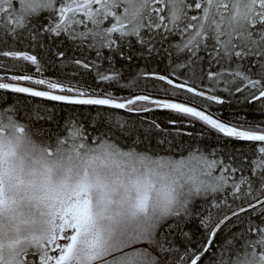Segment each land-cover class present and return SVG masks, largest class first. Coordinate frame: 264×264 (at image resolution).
Instances as JSON below:
<instances>
[{"label": "snow or ice", "instance_id": "obj_1", "mask_svg": "<svg viewBox=\"0 0 264 264\" xmlns=\"http://www.w3.org/2000/svg\"><path fill=\"white\" fill-rule=\"evenodd\" d=\"M0 264H264V0H0Z\"/></svg>", "mask_w": 264, "mask_h": 264}]
</instances>
